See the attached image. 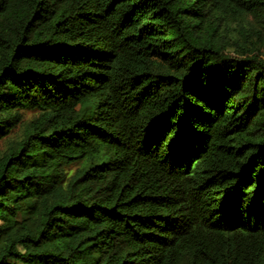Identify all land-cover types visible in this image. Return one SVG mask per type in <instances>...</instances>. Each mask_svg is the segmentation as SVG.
<instances>
[{
	"label": "trees",
	"instance_id": "1",
	"mask_svg": "<svg viewBox=\"0 0 264 264\" xmlns=\"http://www.w3.org/2000/svg\"><path fill=\"white\" fill-rule=\"evenodd\" d=\"M0 141V264H264V0H0Z\"/></svg>",
	"mask_w": 264,
	"mask_h": 264
},
{
	"label": "rangeland",
	"instance_id": "2",
	"mask_svg": "<svg viewBox=\"0 0 264 264\" xmlns=\"http://www.w3.org/2000/svg\"><path fill=\"white\" fill-rule=\"evenodd\" d=\"M32 117V114L30 112H26L25 115H24V119L28 120ZM17 132V129L14 131V133ZM7 142L5 141H0V150H3L5 147L4 145H6Z\"/></svg>",
	"mask_w": 264,
	"mask_h": 264
}]
</instances>
